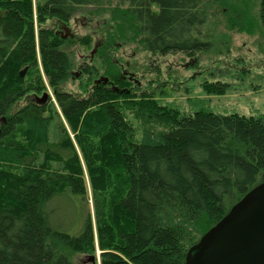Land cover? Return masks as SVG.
Segmentation results:
<instances>
[{"label":"trees","instance_id":"trees-1","mask_svg":"<svg viewBox=\"0 0 264 264\" xmlns=\"http://www.w3.org/2000/svg\"><path fill=\"white\" fill-rule=\"evenodd\" d=\"M97 1L0 0V264H79V255L96 264V247L99 264H184L264 175V113H186L148 88L90 86L96 68L79 76L83 95L62 88L74 62L54 30ZM116 1L152 54L203 51L219 13L229 28L264 29V0ZM218 85L205 90L221 94ZM60 199L70 227L56 224Z\"/></svg>","mask_w":264,"mask_h":264},{"label":"rangeland","instance_id":"rangeland-1","mask_svg":"<svg viewBox=\"0 0 264 264\" xmlns=\"http://www.w3.org/2000/svg\"><path fill=\"white\" fill-rule=\"evenodd\" d=\"M43 1L32 0V5L36 6ZM245 5L247 6V0ZM256 8L252 9V13L256 14ZM122 9L123 6H120L116 0H99L87 5L54 30L66 40L63 47L70 53L74 62L69 80L67 79L62 86L64 90L83 95L79 88L81 72L78 71V67L84 62L91 71L97 69V74L90 79V86H93L92 81L98 75H104L105 68L112 69L111 75L117 76L123 64L127 71L137 73L135 75L141 82V88H148V93L156 91V97L161 96L163 102H171L186 113L194 110L195 107L197 109L202 107L219 114L238 113L258 116L264 113L263 28L253 33L229 28L224 16L219 13L217 17L211 19L219 20L221 23L218 29L208 32L207 38L211 44L206 49L193 54L178 52L159 55L145 50L133 23L122 17ZM54 21L52 18H47L44 26H54ZM33 22L36 33L39 27L35 14ZM113 26L119 38L113 37L116 35ZM108 35L114 40L110 41L109 46L103 51L100 46L105 45L104 41ZM107 60H110V63L106 62ZM25 73L26 69L23 75ZM43 80L46 86L43 95L46 93L53 100L52 89L44 76ZM213 82L224 87V92L208 93L206 90ZM40 95L38 94L39 97ZM34 97L36 96H33V92L27 93L14 108ZM132 124L139 137L140 124L136 119L132 120ZM261 177L259 183L264 181V175ZM86 185L88 206L90 213L93 214L94 204L87 179ZM55 208L57 209L54 214L56 224L70 227L73 210L61 199L55 202ZM95 250L96 264H99L101 249L96 247ZM92 258L93 260L90 257L91 262L82 255L74 259L79 264H94V257Z\"/></svg>","mask_w":264,"mask_h":264},{"label":"water","instance_id":"water-1","mask_svg":"<svg viewBox=\"0 0 264 264\" xmlns=\"http://www.w3.org/2000/svg\"><path fill=\"white\" fill-rule=\"evenodd\" d=\"M184 264H264V181L188 249Z\"/></svg>","mask_w":264,"mask_h":264},{"label":"flooded vegetation","instance_id":"flooded-vegetation-1","mask_svg":"<svg viewBox=\"0 0 264 264\" xmlns=\"http://www.w3.org/2000/svg\"><path fill=\"white\" fill-rule=\"evenodd\" d=\"M66 32L68 30H65ZM58 33L60 34V31L58 30ZM82 59L84 56L81 57ZM121 72L115 76L113 75L112 78L106 77V80L103 82L102 80H98L103 75H98L97 78L93 79L92 85L97 86L101 84L105 89H113L114 92L120 93V91H125L126 94H138L139 92H142L145 88H141V82L136 77L133 72L127 71L123 64L120 66ZM90 70V67L86 65V62L82 64L80 67H78L79 72L88 71ZM105 77V76H104ZM121 86V87H120Z\"/></svg>","mask_w":264,"mask_h":264}]
</instances>
